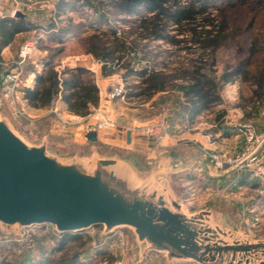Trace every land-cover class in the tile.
<instances>
[{
  "label": "rangeland",
  "instance_id": "1",
  "mask_svg": "<svg viewBox=\"0 0 264 264\" xmlns=\"http://www.w3.org/2000/svg\"><path fill=\"white\" fill-rule=\"evenodd\" d=\"M57 1L4 0L5 4L1 3L2 16L0 17L7 14L10 15L15 8H23V5L26 3L29 5L28 11L31 13L30 15L35 14L33 16L40 23L50 18L56 19L55 21L58 24L65 26L68 24L69 18H72L75 24H81V26L82 24H86V27L80 26L84 32L78 33L79 37L74 38V40L70 38L65 44L51 42L48 40L51 38H45V41L39 43L33 33H25L19 36L8 50V53L3 54L4 50L2 51L0 58V81L5 72L17 66L16 62L20 59L21 48L26 44L32 42L39 43H37L32 56L27 58L23 63L25 69L23 78L26 72L30 71L33 67L34 70L38 68L44 69L45 57L53 55V53H58L54 66L60 72L66 68L62 66L63 63H60L64 58L88 64L92 62V60L82 56L86 46L85 41H82V39L87 38L95 31L88 27L89 23L102 30L108 29L110 25L121 30L129 28V22L124 21L122 17L113 19L109 24L97 22L94 11L87 6L82 7V2H79V0H68L76 8L72 9L71 5L60 18H55L54 10L56 9L55 3ZM228 1L231 3L235 2V0H220L217 4L222 5ZM18 3L20 5H17ZM224 14L229 20L230 31L233 35L228 40L226 46L218 51L217 64L213 67L214 72H211V75L216 78L220 85L222 102L219 105L212 106L208 112H204L203 117L196 118L194 122L186 120L182 123L180 122L181 120L183 121L185 100L179 90L170 89L165 93H156L149 99L129 95L128 93L131 91H139V89L133 88V85L139 83L140 79L136 74L128 73L125 68H121L115 73V75H121L124 78L125 96L106 104V111H108L105 114L106 117L114 120L118 126L108 130L100 129L101 133H104V137L106 135L108 138L105 142L92 144L85 139V129L92 123H88V120L84 119L77 121L76 117L79 115L62 104L61 96L58 104L62 113L61 118L50 111V105L44 113L35 114L30 109L33 107L27 102L24 112L29 119L22 118L18 120L22 122L24 130L31 135L47 129L50 133V140L58 145L57 150L50 149L49 152L64 162H69L75 157L87 162L92 161L94 157L98 156H116L119 152L117 149H127L134 153H142V151L133 150L130 147L128 149L124 141L123 145H118V141L115 140V133L118 130L125 131L128 127L145 125L160 115L167 117L171 127L173 125L172 119H174V122L180 123V128L176 127L177 131L182 130L185 132L178 133L177 135L180 143H195L202 148L204 153L205 151H218L222 149L226 143L218 142L215 134L211 135L209 133L215 131L216 117L219 113L224 110L226 111L223 116L226 123L223 127L232 130V127L241 121L250 120L259 124L260 111L264 107V99H258L254 96V86L240 80L228 84H224L221 80V76L227 69L233 68L240 61L248 57L249 45L255 38H258V41L264 46V2L259 3L249 0L245 3H237L234 6H226ZM172 33L176 32L172 30ZM148 46L150 53H148L147 59L152 61L151 66L156 67L157 70L167 72L181 66L188 67L191 60L199 56V51H196V48L192 51L179 50L164 41H151L148 42ZM62 47L63 50H60ZM44 48H47V51H44ZM262 51L263 54L261 56L264 57V50ZM35 53H38V55L35 56ZM146 60H136L134 61V66L137 68L148 66L149 64ZM162 64L167 65L165 69ZM261 67H264L263 64L260 65ZM92 77H94L96 83L95 75L93 74ZM110 82L103 83V86L108 85ZM234 91H236V94L233 95ZM253 97L254 99H252ZM95 107L98 109V106ZM95 112L98 111H93V113ZM135 133L137 134V131ZM197 133L199 135H195ZM206 134L209 138L204 137ZM138 136L143 137L137 134ZM123 155L125 154L122 153ZM135 155L134 159L140 160V157L137 154ZM138 175L140 176V172H138ZM232 177L225 179V182L224 180L221 181H223L225 186L232 185ZM252 179L254 184L247 182V185L238 187L237 191L232 189L227 194V197L222 193L221 186L213 182L211 191L208 192L211 199L207 202L209 206L215 204L230 206L231 212L236 217L238 224L244 228L248 235L256 239H263L264 223L260 224L252 232L242 223V212L245 206L252 209L254 205L255 212L249 213V218H252L251 216L256 212L264 214V188L257 179ZM234 186L232 185L231 187ZM34 232L35 234L32 239L1 242L0 261L5 260L12 264H36L47 259H53L55 260L54 264H65L71 257L77 255V264H117L118 262H122V264H198L191 260H171L166 252L149 251L145 253L144 247L146 244H139L136 241L135 233L128 227L116 229L111 234L105 235L102 227L97 226L82 232L69 233L65 238H62L64 234H57L55 228L51 225L40 226Z\"/></svg>",
  "mask_w": 264,
  "mask_h": 264
},
{
  "label": "water",
  "instance_id": "2",
  "mask_svg": "<svg viewBox=\"0 0 264 264\" xmlns=\"http://www.w3.org/2000/svg\"><path fill=\"white\" fill-rule=\"evenodd\" d=\"M84 137L98 143V127L88 125ZM50 149L58 145L48 130L28 134L0 85V240H16L33 225H51L60 235L128 227L145 253L198 264H264V238L248 235L228 205L192 212L171 186L172 175L198 164L212 176L203 151L117 149L116 156L64 162Z\"/></svg>",
  "mask_w": 264,
  "mask_h": 264
},
{
  "label": "trees",
  "instance_id": "3",
  "mask_svg": "<svg viewBox=\"0 0 264 264\" xmlns=\"http://www.w3.org/2000/svg\"><path fill=\"white\" fill-rule=\"evenodd\" d=\"M220 0H79L81 6L91 8L97 22L111 23L115 18L122 17L129 22V28L118 29L109 26L102 30L91 25L94 33L85 41V52L101 62V73L109 76L125 68L128 73H134L140 82L133 85L139 91H131V96L149 99L158 92L170 89L179 90L184 102V111L195 117L212 106L222 102L220 85L211 75L217 64L218 51L226 46L233 35L230 24L224 14L226 6L245 3L249 0L228 1L222 5ZM262 3L264 0H253ZM54 10L55 18H60L71 7L76 8L68 0H58ZM224 6V7H223ZM112 10H114L112 12ZM56 19H52L49 28L56 27ZM81 24H75L69 18L68 24L60 26L52 32V38L58 44H63L68 35H78L84 32ZM81 27H86L82 24ZM36 26L26 16H5L0 18V58L2 51L22 32L35 29ZM174 30L176 33H172ZM164 41L179 50L192 51L195 48L199 56L191 60L188 67L181 66L170 72L157 70L151 66L147 57L148 42ZM147 42V43H144ZM144 43V44H143ZM262 46V47H261ZM63 50V47L60 49ZM264 46L255 38L249 45L248 57L236 66L227 69L221 76L224 84L238 80L254 86V96L264 99ZM53 53L44 59L45 69L36 76L33 89H25V97L31 107H48L52 99L61 96L68 108L77 115L87 116L90 113V103L99 99V88L92 77L93 73L83 66L66 67L59 72L55 69ZM262 57V58H261ZM260 58V61H259ZM147 59L148 66L137 68L134 61ZM263 61V62H262ZM163 65L165 69L167 65ZM254 99V97L252 98ZM226 111H221L216 117L220 120ZM67 234H64L65 238ZM63 240V239H62ZM54 264L55 260L47 259L36 264ZM0 264H12L2 260ZM65 264H77V255L71 257Z\"/></svg>",
  "mask_w": 264,
  "mask_h": 264
},
{
  "label": "built area",
  "instance_id": "4",
  "mask_svg": "<svg viewBox=\"0 0 264 264\" xmlns=\"http://www.w3.org/2000/svg\"><path fill=\"white\" fill-rule=\"evenodd\" d=\"M1 1L2 0H0V16H2ZM18 12L23 13V10L20 8H15L10 16H15ZM37 43L32 42L24 45L21 48L19 55L20 59L18 62H16L17 66L5 72L0 81L1 89L7 96L11 112L17 119H29V117L24 112V107L27 106L28 102L25 97L24 90L31 89L35 83V79L29 80L27 77L23 78L25 72L23 63L27 58L32 56L34 49L37 47ZM40 72V69L35 72L36 76L40 74ZM108 79V81L111 82L103 87L100 91V103L98 105V109L93 107V111H102L107 108V103H111L112 101L125 96L126 89L123 76L114 74L109 76ZM235 92L236 91H234L233 95L236 94ZM59 98L60 96H56L52 99L50 103V111L61 118L62 113L60 112V108L58 106L60 100ZM82 119V117H76L77 121H81ZM169 122L170 121L167 119V117L160 115L145 125L128 127L127 131L131 130L132 133L137 131L138 135L153 138L158 145H162L171 128ZM92 124L96 125L99 130H108L118 126L114 120L107 117L98 119ZM119 131L120 130L117 132ZM231 131L238 138L241 146H224L218 151H205L208 159L212 163L215 170L233 176L231 181L233 186H237V180L242 176L249 175L250 177L257 179L264 188V107L260 111L259 124H256L250 120L241 121L235 124ZM197 173V177L203 176L201 168L197 169ZM232 185H224L223 187H220L225 197H227V194L232 191ZM208 189L211 190V187ZM188 190L190 191L189 197L194 199L195 195L197 194L196 188L191 186L188 188ZM192 199L190 198V200ZM243 209L242 223L248 228L250 232L256 230L260 224L264 223V214L262 212H256L257 214L255 213L253 216H251L252 218H249V213H254L255 209H250L246 206L243 207ZM39 227L40 226L38 225L26 227L23 230L22 237L16 240H0V243L3 241H22L26 239H32L33 235L35 234V229ZM117 264H122V262H118Z\"/></svg>",
  "mask_w": 264,
  "mask_h": 264
},
{
  "label": "crops",
  "instance_id": "5",
  "mask_svg": "<svg viewBox=\"0 0 264 264\" xmlns=\"http://www.w3.org/2000/svg\"><path fill=\"white\" fill-rule=\"evenodd\" d=\"M1 3L3 4L4 0H2ZM17 5H20V3H18ZM17 8H20L23 10V14H24L23 16H26L33 23V25L36 26V28L31 30V31H28V32L19 33L15 37L12 44H10L8 47H6L4 49L3 54L8 53V50L15 43L16 39L19 36L24 35L25 33H33L36 36V39H38L39 43L45 41V38H51L52 40L51 39H48V40H50L51 42L53 41L54 43L58 44L57 40H54L52 38V35H53L52 32L53 31L56 32L58 30V28H60V26H61L60 24H58L57 21H56V27L55 28H49V24L51 23L52 19L48 18L47 21H45V22H42V23L38 22L37 18H35L33 16L35 14L30 15L31 13L28 11L29 5H27L26 3L23 5V8H21V7H17ZM7 15H9V14H7ZM7 15H5V16H7ZM76 37L78 38L79 35H68L67 37H65V39H64L65 42L63 44H65L66 41L69 40L70 38H72L74 40V38H76ZM75 40H77V39H75ZM44 49H45L44 51H47V48H44ZM84 53H82V56L86 57V59L92 60V62H90L89 64L85 63V62H79L76 60H70V59H65V58L60 63L61 64L63 63L62 66H64V67L83 66V67L87 68L88 70H90L95 75L96 85L99 88V99L97 102L90 103V113L87 116H80L79 115V117H82L84 120H88V123L89 122L94 123L98 119L105 118L106 117L105 114L108 112V111H106V109L99 111L98 113H93L91 110L93 109V107L99 105V103H100V91L102 90L103 87H105V86H103V83H106L108 81V77L111 75H109V76L102 75V73H101V66H102L101 62L97 61L91 54H88L86 52H84ZM37 55H38V53H35V56H37ZM56 57L54 58V61H55ZM38 66H39V64H38ZM43 67L45 69L44 65H43ZM60 67H61V65H60ZM39 69L40 68H38L37 70H34V67H33L30 71L26 72L25 77H27L29 80L35 79V82H36L35 72H37ZM44 69L43 68L40 69V71L42 70L40 73H42L44 71ZM55 69L58 70L57 68H55ZM58 71L60 72V70H58ZM34 86H35V83L31 87V89H33ZM165 92H167V91H165ZM165 92H158V93H165ZM182 97H183V95H182ZM62 104L68 108V106L65 102H62ZM219 104H217V105H219ZM48 107H45V108H34L33 107L30 109H32L35 114L39 115V114H42L45 111H47ZM208 111H209V109L203 111L202 113H200L199 115H197L195 117H191L189 114H187L184 111L183 112V121L181 120L180 122L182 123V122H184V120L194 122L196 118L199 119V118L203 117L204 112H208ZM172 122H173V125L170 128L169 135L164 139L162 145H158L156 143V141L150 137H139V136L137 137V134L135 132L132 133L131 143H128L127 142V129L125 131L116 132L115 133V136H116L115 140L119 142V143L117 142L118 145H123L122 143L124 141V143L126 144V147L128 149L130 147V149L139 150V151H142L143 153L152 152L154 150L160 152V151L176 149V148H183V147H192L196 150L203 151L202 148L195 143H190V144H187V143L185 144L182 142L180 143V139H177V138H179V137H177V135H178V133L180 134L183 131L182 130L177 131V129H176V127L180 128L179 127L180 123L178 124L177 121H176L177 123L174 122V119H172ZM225 123L226 122L224 121L223 118L220 120V122L217 121L215 131L209 132V133H211V135L215 134L217 141L218 142L221 141V143L222 142L226 143L225 146H229V147L241 146V143L239 142L238 138L232 133V131L230 129H226V127H223ZM183 133H185V132H183ZM195 135H199V133H197ZM98 137H99V142H105L108 139L106 137V135L104 137V133L102 134L101 130H99V129H98ZM204 137L209 138L207 136V134ZM206 163L209 165L212 176H209L206 172V169L200 164L195 165L188 173L177 174V175L171 176V186L173 187V189L175 190L177 195L180 196L182 201L190 208V210L192 212H196V211H199L202 209L211 208V207H214L216 205H219V204H215V205L209 206L208 202L211 198H209L208 192H210L211 190H209L208 188L212 187L213 182H215L219 186L223 187L224 183L221 180H224V182H225L226 181L225 179L232 177V175H230V174H224L222 172L215 170L212 163L210 162V160L207 159ZM199 168H201L202 172H203V176H201V177L196 176L198 174L197 169H199ZM252 178L253 177H250V176H242L240 179L237 180V186H242V185L245 186V185H247V182H249V184H254ZM191 186L196 188L197 194L195 195L194 199H192V197H189L190 191L188 190V188ZM237 186L235 185L232 189L234 191H237V188H238ZM190 198L192 200H190ZM263 208H264V206H263ZM252 209H254V205H253Z\"/></svg>",
  "mask_w": 264,
  "mask_h": 264
}]
</instances>
